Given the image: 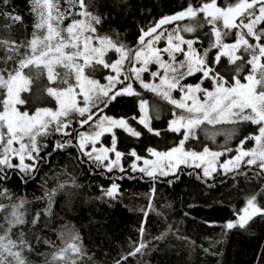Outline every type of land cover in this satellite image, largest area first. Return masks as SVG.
Segmentation results:
<instances>
[{
  "label": "snow or ice",
  "instance_id": "snow-or-ice-1",
  "mask_svg": "<svg viewBox=\"0 0 264 264\" xmlns=\"http://www.w3.org/2000/svg\"><path fill=\"white\" fill-rule=\"evenodd\" d=\"M28 7L30 33L12 0H0V264H32L57 200L71 208L91 187L83 176L97 174L108 183L83 197L86 204L121 202L123 179L150 185L137 239L113 245L111 264H128L169 236L198 247L168 222L172 203L158 194V183L171 188L181 175L197 188L230 187L219 202L243 194L222 224L203 223L222 237H254L252 264H264V0H181L159 13L148 0H29ZM17 25L22 37L12 31ZM125 98L132 106L115 111ZM44 168L32 213L33 201L6 185L13 176L26 185ZM152 215L165 227L150 242ZM60 238L46 264H100L78 230ZM223 242L200 251L216 256Z\"/></svg>",
  "mask_w": 264,
  "mask_h": 264
},
{
  "label": "trees",
  "instance_id": "trees-1",
  "mask_svg": "<svg viewBox=\"0 0 264 264\" xmlns=\"http://www.w3.org/2000/svg\"><path fill=\"white\" fill-rule=\"evenodd\" d=\"M148 2L150 6L155 4V11L159 13L174 8L181 0H148ZM12 3L19 10V13L24 16V25L28 26L27 32L30 33L32 17L29 15V0H12ZM3 23L4 21L0 19V25H3ZM23 28L24 26L17 25L12 31L18 37H22ZM133 31L129 28L128 41L134 39ZM121 32L123 35V30ZM145 98L151 99V94H146ZM132 103L131 98H125L122 104L117 105L115 111H125L127 107L132 106ZM209 130L214 131L211 126H209ZM218 139H222V137ZM53 160H57V157L54 156ZM124 163L127 167V162ZM60 166L58 164L57 168ZM47 171L48 169L44 168L35 180L28 182L26 185L21 184L15 176L6 185L14 193L23 195L29 201H33L29 205L32 213L37 207L34 197L41 195V189L38 187L41 182L40 178ZM118 174L116 173V175ZM80 183L91 185V187L85 188V191L81 193L82 198L73 204L71 208L65 205L63 197H60L54 205L55 217L52 226L44 228L41 225L39 229L41 241L39 252H34L29 257L32 264H46V261L50 259L46 254L62 245L61 233L67 239L73 229L80 232L84 245L90 253L95 252V259L100 264H111V258L117 255V250L113 245L121 244L124 248H127L129 238L132 240L137 239L135 228L140 219L138 209L145 205L144 193L147 192L150 186L147 182L138 179L118 181L122 189V200L115 203L111 208L99 202L86 204L83 199L85 196L99 195L95 186L100 183L106 185L108 183L107 178H102L99 174L95 176L84 175ZM239 183L241 187L244 186L243 181ZM157 189L158 194H162L166 200L172 203L168 222L173 223L174 227L178 226L181 234L195 240L198 247L191 250L183 240H177L175 237L169 236L165 240L156 243L151 251L130 259L128 264H137V262L138 264H252L253 254L257 250L256 246L259 241L254 237L238 232L222 237L219 235L221 232L220 227H208L203 223L207 220L215 221L218 225L222 224L223 220L231 217L233 208L238 209L243 206V194L236 196L233 193L231 204L227 203L228 197L226 195L223 196L224 202H219L222 195L230 191V187L222 188L217 182V186L212 189L203 186L197 188L193 180L187 175H181L180 180L171 188L166 184L158 183ZM159 203L158 201L157 206H159ZM188 205H192V207L189 208ZM39 207H43V205L40 204ZM129 209H133V211H129ZM185 212L188 213L187 217L184 216ZM88 217L98 223L89 225L87 222ZM164 227L165 224L158 222V218L152 215L144 239L151 242V238L163 231ZM261 239L264 240V237H261ZM44 240L50 241L51 244H45ZM215 240L224 241L222 244H217L213 249L218 255L205 258L200 248L208 247V241ZM97 248H101L102 251H96Z\"/></svg>",
  "mask_w": 264,
  "mask_h": 264
},
{
  "label": "rangeland",
  "instance_id": "rangeland-1",
  "mask_svg": "<svg viewBox=\"0 0 264 264\" xmlns=\"http://www.w3.org/2000/svg\"><path fill=\"white\" fill-rule=\"evenodd\" d=\"M50 106V105H49ZM214 131H215V129H214ZM209 132L211 133V132H213V131H210L209 130ZM219 137H222V139H218ZM223 140H224V137L221 135H218V136H216V138H215V142L216 143H221V142H223ZM126 167V166H125Z\"/></svg>",
  "mask_w": 264,
  "mask_h": 264
}]
</instances>
